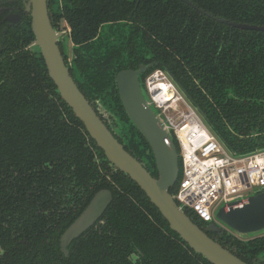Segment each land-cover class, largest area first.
I'll return each instance as SVG.
<instances>
[{"label":"flooded vegetation","instance_id":"af4514ba","mask_svg":"<svg viewBox=\"0 0 264 264\" xmlns=\"http://www.w3.org/2000/svg\"><path fill=\"white\" fill-rule=\"evenodd\" d=\"M127 1L130 2L132 11L126 20L100 24L94 38L76 45L72 39L71 27L65 17V0H48V18L52 28L60 34L57 46L61 51L65 65L69 68L70 75L73 80H76L79 91L93 108L96 116L126 153L139 162L153 178L157 179L158 173L152 151L146 139L128 118L115 81L118 72L135 69L139 65L147 67L159 65L167 68H163L161 71L169 78L171 75L178 82L179 92L194 108L204 126L221 145H223V139L228 141L254 139V136L258 139V136H264V133H257L253 137L250 135L254 130L260 129L259 126L251 127V132L247 135L235 132V128L226 122L224 118L226 104L233 102L239 105L242 102L233 100H237L236 97L244 98L243 94L240 93L241 91L233 83L229 84V88L234 89L236 93L232 101L227 98L229 94H226L225 98L215 100L199 78L217 77L213 68L215 61L219 59L228 62L232 59L229 46L233 32L234 30L241 32L244 30L231 29L227 26V41L218 43L215 40L217 38L216 31H214L215 27H211L202 38L200 33L195 34V27H188L190 31L184 33L182 22L178 24L179 20H176V24H174L172 20L173 17H181L182 11L174 10L171 7L167 8L169 0H153L161 3L154 10V17L151 9L148 8L143 12L144 18L142 20L137 18L136 12L144 0ZM173 1L180 2L179 0ZM31 10V0H0V69H4L7 59L14 60L16 55L27 53L29 55L27 60H32L37 56L42 60L46 75L49 78L39 49L34 45ZM211 17L213 16L211 15ZM174 33L180 35L175 37ZM223 35L225 36V34ZM65 38L72 51L70 55L64 52ZM80 49H88L80 62V66L84 67L86 77H74L72 75L73 63L78 61L76 51ZM222 53L226 55L228 60L220 58ZM262 54L264 55V51ZM172 56L177 68L170 67L171 69H169L168 63L172 60ZM195 65L201 69V72L190 69V66ZM94 70L95 73H93ZM238 70V73L230 71L229 74H223L219 77H241L240 68ZM147 71L139 77L142 88ZM94 75L98 77H93ZM243 77H249V75L244 74ZM49 80L56 91L53 82L50 78ZM215 80L214 78L213 81ZM258 84L264 90V85ZM255 86L259 88L258 85ZM253 89L254 87L247 86L244 91H252ZM187 95L192 98L195 104ZM58 97L61 103L65 104L59 95ZM245 99L255 100V98L249 97ZM65 106L68 108L66 104ZM68 109L70 110V108ZM199 109L209 111L212 126L203 119L202 114H199ZM59 112L63 126L67 125L69 128L74 126L82 133L83 142L92 152L95 172L94 180L89 182L84 173L76 171L71 173V170H67V173L59 171L55 176V187L51 197L53 213L51 224L54 230L49 236L52 243L51 247H54L52 250L54 258L64 259L66 264H205L203 260H206L191 250L169 228L164 219L167 228L161 225L159 220H152L153 226L160 230L163 235L162 240L155 242L157 247L154 249L141 242V239L135 234H121L118 218L115 217L112 222L108 221L107 217L111 213H115V216L118 215V212L115 211L114 198L120 191L117 182L121 173L106 159L103 151L89 137L83 124L73 115L71 110L70 112L75 119L74 122L71 116L66 115L65 110L60 109ZM217 117L219 122L214 123ZM219 126L221 129H218ZM71 130L68 131L71 132ZM175 187L176 184L170 189L171 194L175 193ZM101 191H107L111 195V201L105 211L88 228L63 246L61 243L62 236L88 207L92 198ZM137 205L142 209L143 214H147L146 208ZM194 224L211 240L240 258L241 261L246 260L249 262L248 264H264V236L243 242L229 235L226 229L219 227L214 221L207 224ZM140 225L137 223L136 227ZM139 231L141 232L140 227ZM121 238L125 239L127 247L119 246ZM103 240L115 242V247L111 244L104 245Z\"/></svg>","mask_w":264,"mask_h":264},{"label":"trees","instance_id":"16d2710c","mask_svg":"<svg viewBox=\"0 0 264 264\" xmlns=\"http://www.w3.org/2000/svg\"><path fill=\"white\" fill-rule=\"evenodd\" d=\"M188 1L213 17L264 26V0ZM65 3V17L76 45L94 38L100 24L126 20L132 11V6L127 0H65ZM159 4L161 3L153 0L142 1L136 12L137 18L142 20L143 12L148 8L154 17V10ZM167 6L182 11L181 17H173L172 20L174 24L176 20H179L178 24L182 22L184 33L190 31L188 27H195V34L200 33L202 38L211 27H215L216 42L227 41V26L198 14L178 1L169 0ZM173 35L177 37L180 34ZM263 49L264 33L234 30L229 46L232 59L228 62L219 59L215 61L213 68L217 75L214 77L216 82L212 77H199L215 100L225 98L226 94H229L227 98L232 101L236 93L234 89L229 88V84L233 83L241 91L244 98L236 97L237 100L233 101L242 104L237 105L233 102L226 104L224 118L235 128V132L241 134L248 135L251 127L259 126L260 129L250 134L252 137L257 133H264V90L258 84L264 85ZM87 50L76 51L78 61H74L72 67L74 77H76L74 67L78 77H86L80 62ZM28 56L24 53L16 55L14 60L9 58L4 69H0V264H66L64 259L54 258L52 252L54 247H51L49 238L54 230L51 224L53 218L51 197L55 187V176L59 171L67 173V170H71V173L72 171L84 173L89 182L94 180L95 168L92 152L83 142L82 133L74 126L72 128L63 126V121L60 120L59 111L62 109L66 115L72 117L73 122L75 121L70 110L61 103L46 75L42 60L38 56L27 60ZM171 58L168 68H177L174 57ZM220 58L228 60L223 53ZM163 68L165 67L159 65L153 67L144 77L154 70ZM238 68L241 77H219L229 74L230 71L238 73ZM190 69L201 72L197 65L190 66ZM95 72L94 70L93 73ZM244 74L249 77H243ZM247 86L254 89L245 92ZM187 96L192 100L189 95ZM246 97L255 100L245 99ZM192 102L194 103L193 100ZM199 110L205 121L212 126L209 111ZM216 122H219L218 117L214 123ZM69 129H72L71 132ZM254 137L229 141L223 139L222 142L229 152L243 155L264 147V136H258V139ZM173 144L178 152L179 147L174 139ZM119 175L117 183L120 191L114 198L115 211L118 215L111 213L107 217L108 221L112 222L115 217L118 218L121 234H135L141 242L154 249L157 247L155 242L162 240L163 235L153 226L152 220H159L165 228L167 224L144 193L128 177L122 173ZM137 204L146 208L147 214H143ZM186 215L192 222L204 224L192 213L187 211ZM137 223L141 224L139 226L141 232L139 227H136ZM103 244L114 246L115 242L103 240ZM119 246L127 247L124 238L120 239ZM242 261L249 263L246 260ZM203 262L209 264L204 260Z\"/></svg>","mask_w":264,"mask_h":264},{"label":"water","instance_id":"95a60500","mask_svg":"<svg viewBox=\"0 0 264 264\" xmlns=\"http://www.w3.org/2000/svg\"><path fill=\"white\" fill-rule=\"evenodd\" d=\"M179 1L199 14L231 29L264 32V26L240 24L213 18L209 13L198 9L188 0ZM31 7L34 45L39 49L48 76L56 87V92L61 100L83 124L89 137L103 151L106 159L144 193L167 222L169 228L196 254H199L210 264H246L201 231L176 205L174 196L170 193V189L175 186L179 175L178 153L169 129L151 106L139 83V77L153 66L139 65L136 69L122 70L115 76V81L128 118L146 139L152 151L158 173L157 179L153 178L139 162L124 151L79 91L57 46L60 34L56 33L49 21L48 0H31ZM75 70L74 67V75ZM170 79L176 87H180L171 75ZM199 114H201L200 111ZM165 139L169 140V145L164 142ZM223 147L226 149L225 146ZM263 149L264 147L257 148L250 153ZM230 153L240 156L236 153ZM242 198V201L226 207L220 204L215 209L214 222L219 227L226 229L229 235L247 242L254 239L247 240V236H264V187L244 193ZM110 201L109 192L97 193L84 212L62 236V245L65 246L67 242L99 218ZM210 231L212 230L210 229Z\"/></svg>","mask_w":264,"mask_h":264},{"label":"built area","instance_id":"2783aa9c","mask_svg":"<svg viewBox=\"0 0 264 264\" xmlns=\"http://www.w3.org/2000/svg\"><path fill=\"white\" fill-rule=\"evenodd\" d=\"M166 76L158 69L150 72L144 77L143 89L179 147V175L172 195L181 210L207 224L214 221L220 204L240 202L244 193L264 187V149L231 154ZM164 142L170 143L168 139Z\"/></svg>","mask_w":264,"mask_h":264},{"label":"rangeland","instance_id":"374dc122","mask_svg":"<svg viewBox=\"0 0 264 264\" xmlns=\"http://www.w3.org/2000/svg\"><path fill=\"white\" fill-rule=\"evenodd\" d=\"M68 44V41H67V39L65 38L64 39V52H65V54H69L70 55V53L72 52L71 51V49H70V47H69V45H67ZM75 76L76 77H78V74H77V71L75 70ZM166 77H168V76H166ZM168 79L171 81V79L168 77ZM156 112V111H155ZM158 113V112H157ZM223 228V227H222ZM256 237H259V235H255V236H253V235H251V236H247L246 237V239L247 240H249V239H251V238H256Z\"/></svg>","mask_w":264,"mask_h":264},{"label":"bare ground","instance_id":"6f19581e","mask_svg":"<svg viewBox=\"0 0 264 264\" xmlns=\"http://www.w3.org/2000/svg\"><path fill=\"white\" fill-rule=\"evenodd\" d=\"M169 95V94H168Z\"/></svg>","mask_w":264,"mask_h":264}]
</instances>
